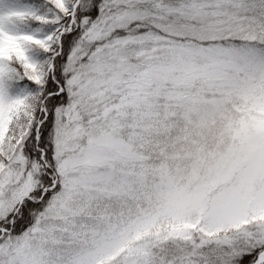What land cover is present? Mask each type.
Wrapping results in <instances>:
<instances>
[{
	"label": "snow or ice",
	"instance_id": "obj_1",
	"mask_svg": "<svg viewBox=\"0 0 264 264\" xmlns=\"http://www.w3.org/2000/svg\"><path fill=\"white\" fill-rule=\"evenodd\" d=\"M0 264H264V0H0Z\"/></svg>",
	"mask_w": 264,
	"mask_h": 264
}]
</instances>
